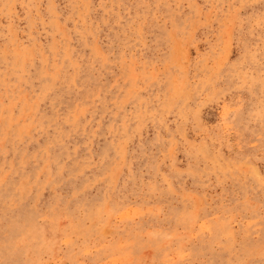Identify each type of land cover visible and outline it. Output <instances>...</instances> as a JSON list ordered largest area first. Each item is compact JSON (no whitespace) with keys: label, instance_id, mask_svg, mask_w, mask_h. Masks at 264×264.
Returning <instances> with one entry per match:
<instances>
[{"label":"rangeland","instance_id":"obj_1","mask_svg":"<svg viewBox=\"0 0 264 264\" xmlns=\"http://www.w3.org/2000/svg\"><path fill=\"white\" fill-rule=\"evenodd\" d=\"M0 264H264V0H0Z\"/></svg>","mask_w":264,"mask_h":264}]
</instances>
